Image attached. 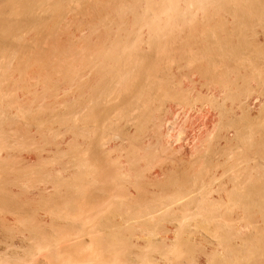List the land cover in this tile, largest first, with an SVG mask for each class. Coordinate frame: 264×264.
I'll list each match as a JSON object with an SVG mask.
<instances>
[{"label": "bare ground", "instance_id": "6f19581e", "mask_svg": "<svg viewBox=\"0 0 264 264\" xmlns=\"http://www.w3.org/2000/svg\"><path fill=\"white\" fill-rule=\"evenodd\" d=\"M67 1H76L78 3L79 1L85 0ZM67 1L0 0V40L11 36L15 37L16 44L20 41L17 46L19 48L23 39L20 35L24 33L22 30L20 34L19 30L21 27L24 29L26 25L23 20L26 19L27 21L28 18L32 19L30 21H33L32 24L39 30L37 28L35 29L44 32L41 27L46 25L47 22L45 21L46 23H44L42 19H38L37 15H41L40 17H42L43 15L39 14L41 12H43V14L44 12H47V14L50 12V15L55 13L56 16L54 14L53 16L56 17L57 20L58 17L60 18L62 16L61 13H66L63 12L65 11L64 9L67 11L69 8H67ZM100 1H97L96 8L94 6L96 12H93L96 13V16L91 20L92 25H89L90 29L92 28L91 32L98 34V37H96L98 38V43L93 46L88 38L85 37L86 39L84 40L83 36L80 35L82 37L80 42L84 40L83 42L86 49L83 54H76L78 56L76 63L67 61L64 65L58 64L57 66L48 61L51 59V57L49 58L50 55L47 57L49 58L48 60H46V58L43 60V58L41 62L50 69L47 71L51 73L52 71L53 73L55 72V74L51 75L56 78L58 77L56 73L61 70L62 80L67 84V87L65 86L66 99L64 98L65 100L61 101L62 104L64 103V108L66 109L62 111L64 109L62 107L61 110L59 109V112L58 110L57 112H53L52 109V112H48V114L46 111L34 113L28 107L35 101L39 102V100H41L39 99L40 96H37L39 100L35 101L33 99H37V97L33 96L32 104L30 105L29 103L30 106L28 105L24 108L25 115L24 112L19 109L21 107L18 108L24 117L27 115V120H34L39 124V127L45 131H51L54 124H59L61 126L63 125L66 130H69L72 134L71 136H73V133H76L75 135H77V133L82 135L80 138H84V142L89 146L87 150L91 148L92 153L90 152L91 150L89 151L90 153L84 151V154H87L88 157L87 155L82 156L83 152H81L82 150L80 147L75 145L74 149L72 144L69 150L71 158L67 156V159H71L69 162L73 170H71L72 172L69 170V175L66 173L68 176L66 174L57 175L55 174L57 172L55 170V173L53 170L46 171L44 167L42 168L41 166H38V168L36 166L35 172V168L31 167L32 163L34 164L33 161L30 168L29 166L26 167L27 164L26 166L24 165L25 167H23V165H21V168L17 167L18 165L16 166L15 163L13 164V159L11 158H9L10 160L8 162V156L4 152V149H6L5 147H7L6 140L8 138L6 139V137H9V132H7L6 129L10 126L13 127L15 120L14 117L11 116L12 113L9 112L10 110L8 111L5 109L9 106V101H5L8 103V106L6 105L4 107V100L8 99L3 96L6 95L10 87L6 92H4L5 90L3 89L7 87L5 83L10 81L6 80L9 78L11 79L9 72L13 64L10 59L17 50L15 48L16 51L14 50L11 53H4L3 55L1 53V59H3L0 60V77H5V86L2 83L4 88L1 89L2 87H0V264H5L8 261H5L8 255L5 254L6 250L3 246L5 243V241L3 243L4 234L8 227H6L4 219V214H6L5 209H7V207L14 208L15 206L16 210L25 204L30 205L29 202L37 201V197H39L38 202H43L45 205V200H48L47 204L50 202L53 203L50 199H46L44 194L43 196L41 195L42 191L38 193L41 196L37 194L36 199H24L27 202H17L14 200L16 194L7 192L5 181L7 183L8 181L6 179L14 175L13 173L17 174L14 175L16 178L17 176L19 178L21 176H29L33 172L37 173V177L41 175L43 178H47V175L44 174H49V180L51 177L54 186L58 190H63L67 193L66 197H59L62 200L56 199L55 197V200L52 198L55 206H57L59 200L60 202L63 201L62 204H58L59 206H64V203H67L66 205L69 206V204H72L71 202L74 204L77 200H75V198H79L81 193L84 194L85 192L87 195L89 194L90 198L94 191V193H96L92 194L94 199L88 201V205L94 206L97 204L98 207H90L92 213L97 211L95 212L96 215L99 208L102 210L111 208L113 214L116 215L114 212H119L121 215V219L119 220L115 216H112L113 218L107 216L94 219H98L99 221H95V224L100 223L101 226L105 225L108 227V230H111L109 228L111 225L118 231L122 229L124 224L132 229V226L134 227L133 221L137 220V226H139V222L140 224L141 222L144 224L143 226L141 225L142 227L145 225H149L150 227L152 225V228H150L155 230H152L154 231L153 233L150 231V228L147 229V226L144 228L146 229L144 232L146 233L149 230L153 235L157 233L156 230H159L156 228L160 227L159 224H154V222L156 223L165 218V221H167L166 219H170L185 224L187 219H190L187 220L188 223L192 218L194 221V216H196V218L199 217L197 221L202 222H200V226L206 223L203 224V229L205 225H208V222L212 223V221L213 224L216 223L219 226L216 227L220 228V230H218V232L216 230L214 234H216L215 237L224 247L223 250L225 255H221L222 250L218 253L214 250L213 255L211 253L212 256H210V258H213L214 264H253L255 261L259 264H264V232L261 233V237H247L248 234L246 233L247 238H241L240 242L238 241L239 243L242 241L241 244H238V242L232 243L230 238L232 234H234L232 232V225L234 222L230 223L232 219L238 222V219L243 220V217H245L248 221L249 219L250 221H254L255 219L253 220V216L257 214L260 218L256 217L264 221V45L262 46L260 42H256L252 39L253 37L251 38L254 22H261L264 24V0ZM102 3L105 5H102ZM47 14H45V16ZM13 18L16 19V21L13 20ZM20 18L23 20H20ZM50 18L52 19V16ZM62 18L60 22L48 21V23L50 22V24L52 23L54 25L51 24V29L47 28L48 31L46 33L49 31H51L49 33L55 32L56 25L61 23ZM11 19L14 24L11 23ZM17 19L20 21H17ZM23 23L25 25H23ZM46 26H49V24ZM46 26H44V30ZM22 37L25 38V35ZM70 38L72 39V34ZM25 39L27 41V38ZM25 39L22 43H24ZM72 41L77 42L76 39H72ZM72 41L70 42L71 45ZM37 42H39V40ZM65 44L61 45L63 46ZM75 44H73V47ZM11 45L13 47V44ZM61 45L59 43L60 47ZM71 45L69 48L72 49ZM23 47L24 46L21 48ZM50 50L52 51V49ZM56 50L59 52L58 48ZM68 50L70 49L67 48L66 51ZM66 51H63V54ZM18 52L19 51H17L15 56H19ZM55 54L61 56V53H56V51ZM67 54H69V52H67ZM15 56L14 58H16ZM24 59L25 58H21L22 61ZM27 60L26 58V61ZM22 61H19L20 63L17 69L20 75L24 73L25 67L29 65L25 60ZM12 75L15 76L14 74ZM2 78L0 82H3ZM14 78L12 77L13 80ZM43 78L44 79L41 80L45 81V85L48 80L49 82L51 81L50 75H45ZM38 79L39 78H37L35 82L38 81ZM13 80H11V82H14ZM20 80L23 81L22 79ZM54 82H50V87H48L49 85L47 86V89L50 88L52 91H50L51 93L55 91L54 88L56 86L54 87ZM8 85L10 86V82ZM19 86L21 87V85H18V87ZM51 99L52 98H50V101ZM14 105L13 107H17V104ZM34 107H36L35 109L37 110L40 109L39 107L37 108V104ZM56 109L57 108H55V110ZM19 124L20 123H18V125ZM182 124H184L183 129L186 128L183 131L181 130L182 126L180 128ZM185 124L187 127H185ZM25 131H27V129H25ZM18 132H20V130ZM10 133L12 135L13 132L11 131ZM106 133L107 135L108 133L115 135V142L111 143V145L106 144L105 138L109 136V139L112 135L106 136ZM16 134H14V136ZM82 146L84 147L85 145ZM82 146L81 148L83 149ZM76 147H79L78 149L82 155H77L78 152L76 153ZM89 154L93 155V158L90 155L91 160L86 159L89 158ZM161 156H163V158L166 156L171 158L175 157V159L172 162L167 158L169 162L161 163L159 160ZM82 157L83 159H81ZM11 163L15 167H12ZM68 169L69 168H67V170ZM11 173L12 175H10ZM220 177L227 178H224L227 181L221 178L226 182V185L223 182V188H220V186L218 190L216 188V191L219 193L214 191V189V193L217 194L214 195L211 189L213 187L211 186L215 185L217 179L220 180ZM222 180H220V182ZM89 186L91 189L93 188L92 192H90L91 189ZM85 187H88L89 191L86 190L84 192ZM219 190H221V193ZM86 194L84 195L86 196ZM89 198L87 199L89 200ZM92 200L95 202L94 205L89 204L93 202ZM102 204H108V206L110 205L114 209L105 205L103 206ZM49 206L52 207L53 205L51 206L49 204ZM56 208L57 207H55V210L58 209ZM220 208L225 211L222 209L219 210ZM235 208H239V211L242 210L243 212L241 211V214L244 216L241 217V215H239L240 212L238 217L236 216L237 219L234 218V215V217L231 216L229 211ZM49 209L51 210V208ZM101 209L100 212L102 211ZM113 210L115 211L113 212ZM227 210L229 211L226 212ZM54 212L55 211L52 213ZM224 212L227 213V217H231L229 218L230 220H228ZM56 213L61 214L57 215ZM56 213L55 215L61 217L62 212L58 210ZM165 215H167L168 218H166L167 216L165 217ZM256 217L254 216V218ZM105 218H108V220H105ZM111 218L112 220H110ZM109 220L112 222L118 221L109 223ZM165 221L159 223L164 226V223H166ZM187 222L185 225L188 224ZM152 223L155 225L154 228ZM173 225L168 229L171 228L170 230H174L173 227L175 225ZM208 226H210V224ZM31 227H33V225ZM78 227L80 228V226ZM78 227L75 230V232H77L76 235H72L73 238L76 237L75 239H78L77 243L83 242V237L86 238L85 234L87 236L90 235L89 231L93 229V227H90V230L86 228V230H89L86 231L84 229L85 227L81 229ZM130 228H128V232L131 231ZM184 228L185 227H183V229ZM221 228L223 230H221ZM40 229L35 228L32 232H36V234H38L37 236H41L42 230ZM205 229L209 230L210 228L208 227ZM77 230L82 231V233ZM108 230H104L107 232L105 233L107 234L105 237H113L116 232H114V230ZM162 230L163 228H160V231ZM183 231L186 232V230ZM113 232L114 234H111ZM160 233L162 234L163 231ZM168 233L171 232H167L165 236L164 234L161 235L160 239H162V236H164V238L167 237ZM173 233L174 231H172V234ZM53 234L55 233L53 232ZM151 234L148 236V240L151 241V238H153V245L154 242L156 244V240H158L156 239L157 237L155 238L158 234L153 235L154 237H152ZM174 234L176 235V233ZM241 234L239 233V235ZM45 236L43 235L42 237ZM77 236L81 238H77ZM170 236L173 237L174 235ZM242 237L244 238V236ZM50 238L51 237H48L47 239L49 240ZM69 239L72 240V238ZM187 239L188 238L185 239L184 237L181 239V242L187 244L190 240ZM75 241L76 240L73 242ZM159 241L161 242L162 240ZM155 244L154 246L157 245ZM50 245L49 248L41 247L44 249L47 248V252H50V250L54 248V245H52L53 247ZM68 245L75 248V245ZM88 245L91 246L90 243ZM78 246H76L74 250L75 253L76 251L77 253L80 252L78 251ZM154 246L153 249L156 248ZM56 247L53 250L54 252L51 250L54 254L57 253L55 250H58ZM8 248L10 249V247ZM32 249L26 252L27 255L35 254L30 252ZM72 249L73 248H71V251ZM66 251H68V249ZM13 252L15 253V251ZM51 252L49 253L50 256L53 255ZM58 252L60 251L58 250ZM59 254H61V252ZM13 255L16 258L14 256L13 258L10 254L12 260L14 259L13 262L11 261L12 264H23L26 259L28 260L30 258L26 255V258H24L25 256H23V254H20L22 256L21 258H19L17 254ZM32 258L28 260L29 263L32 261L36 262L35 259L31 260ZM10 260L11 258L9 261ZM35 262L32 263L35 264ZM140 262L142 263L143 261L141 260Z\"/></svg>", "mask_w": 264, "mask_h": 264}, {"label": "rangeland", "instance_id": "374dc122", "mask_svg": "<svg viewBox=\"0 0 264 264\" xmlns=\"http://www.w3.org/2000/svg\"><path fill=\"white\" fill-rule=\"evenodd\" d=\"M62 2L64 1V0H61ZM67 1V0H66ZM97 1L98 0H85V1H79L78 3L75 1V2H71V1H67L66 2V4H67V11H66V9H64L65 11H63V12H66L65 14H62L61 13V15L63 16V18H62V16L59 18L58 17V19L56 20V17H54L53 16V14L56 16V14L55 13H52L51 15L48 13L47 14V12H44V14H43V12H41V13H39V14H42L43 16L42 17H40V16H38L37 15V17H38V19H42V21L44 22V23H46V25L47 24H49V26H46V25H43V27H41V26H38V27H41L43 30L42 31H44V32H41V30L40 31H37V27L36 26H34L32 23H33V21L31 22L30 20H32V19H29L28 17V19H27V21H26V19L25 20H23V19H21L20 18V20H23L24 22H25V24L23 23V25H25L24 26V29H26V30H24L23 29V27H21V29L19 30V32H20V34L22 33L21 31L23 30V32L24 33H22V35H20L21 36V38H23L22 39V42H23V40L25 39V38H27V41H26V39H25V41H24V43H20L19 45V48L17 47L18 46V43L20 42V41H18V43L16 44L15 42V37H7L8 39H9V41H8V39L6 38H4V39H2V40H0L1 42V44H0V60H2L1 59V53H2V55L4 54V53H11L12 51H14L15 50V48H16V50L17 51H19L18 53H19V56L17 57V56H15V54H17V51L15 52V54L13 55V57H11V59H10V61L12 60V64H13V66H11V70H10V72H9V74L11 75V79L9 78V79H7L6 81H9L10 82V86L8 85L9 84V82H6L5 83V85L7 84V87H5V88H7V89H5L4 88V82H5V77L4 78H2V77H0V79L2 78V81L3 82H0L1 83V85H0V87H2L1 89H3V90H5L4 92H6L8 89H9V87H10V89L8 90V92H6V95H4L3 97H7L6 99H8V100H4V102L5 101H9L8 103H10L9 104V106L7 105L8 103L7 102H5L4 103V107L7 105L8 107H6L5 109H7L10 113H12L11 114V116L12 117H14V120H15V124L13 123V127H7V132H9L8 133V136L9 137H6V139L8 140H6V145H7V147H5L6 149H4L5 151V153L7 154V156H8V162H9V158H11V159H13L12 160V162H13V164L15 163V165L17 166V167H22L21 165H23V167H25L26 166V164H27V166L26 167H28L29 166V168H30V166H31V163H32V161L34 162V164L32 163V168L34 167L35 169H34V171L36 170V166H37V168H38V166H41L42 168L44 167V169L47 171V170H53V172L55 173V171H57L55 174H57V175H63V174H68L69 173V170L71 171V170H73V167H72V165H71V163L69 162V161H71V153L69 154V150H70V148L72 147V144H73V148L75 149V145L76 146H79L80 147V149L82 150L81 152H83V155H82V153L80 152V150L76 147V153H77V155L78 154H81L82 156H86L85 154H84V151H86V152H89L90 150H91V148H90V150H87V149H89V146L86 144V142H84L85 140H84V138L83 139H81L80 138V136H82V135H80L79 133H77V135H75L76 133H73V136H71L72 134L69 132V130H66V128L64 129L61 125H59V124H54L53 125V129L50 131H45V130H43L41 127H39V124H37L34 120H27L28 118L25 116L24 117V115H25V107L26 106H28L29 105V103H30V105L32 104V101L34 100H39V99H41V100H39V102L38 101H35V102H33V104L30 106V107H28V108H30L34 113H37V112H43V111H46L47 112V114H48V112H52V109H53V112H57V110H58V112H59V109L61 110L62 109V107L64 108L65 106H64V103L62 104V102L61 101H63V100H65L66 99V87H67V84L62 80V73H61V70H59L57 73H56V76H58L57 78L55 77V76H53V75H51V74H55V72L53 73V71H52V73L50 72V71H47V70H50L49 68H47V66H45V65H43V63H41L42 62V59L43 60H45V58H46V60H48L50 57H51V59L50 60H48V61H50L51 63H53L54 65H57L58 66V64H65V62H67V61H70V62H73V63H76L77 62V59H78V54L79 55H81V54H83L84 53V51H85V49H86V46L84 45V40L86 39V38H88L89 39V41L92 43V45L93 46H95L97 43H98V38H96V37H98V34L96 35L95 33H92L91 31H92V28L90 29V27H89V25H92V23H91V20H93V18L96 16V13H94V12H96L95 11V9H94V6H95V8H96V4H97ZM100 1V0H99ZM104 1H107V0H104ZM69 2V3H68ZM101 2V1H100ZM99 3V2H98ZM65 4V3H64ZM65 4V5H66ZM69 4H70V6H69ZM102 5H105V4H103L102 3ZM94 11V12H93ZM45 14H47L46 16H45ZM48 15H49V17H48ZM52 16V19L50 18ZM65 16V17H64ZM91 17V18H90ZM26 18V17H25ZM48 18V19H47ZM55 18V19H54ZM62 18V20H61V23H62V26H61V23H58L59 24V26H58V24L56 25V31L55 32H52V33H49V32H51V31H49L48 33H46L48 30H47V28L49 29L51 26V24H50V22L52 21V22H54V21H59L60 22V19ZM44 19V20H43ZM50 19V20H49ZM54 19V20H53ZM64 19V20H63ZM12 20V19H11ZM13 20H15L16 21V19H14L13 18ZM13 20H12V22L11 23H13L14 24V22H13ZM20 20H18L17 19V21H20ZM41 21V22H42ZM46 21V22H45ZM48 21H50L49 23H48ZM63 21V22H62ZM28 22V23H27ZM42 22V23H43ZM89 23H91V24H89ZM257 22H254V24H253V32H252V36H251V38L252 39H254L256 42L258 41V42H260L261 44H262V46L264 45V24H262L261 22H258L257 24H256ZM260 23V24H259ZM13 24H12V26H13ZM27 25H28V27H27ZM41 25V24H40ZM52 25H54V24H52ZM22 26V25H21ZM44 26H46V31L44 30ZM61 26V27H60ZM27 27V28H26ZM61 29H60V28ZM92 27V26H91ZM35 28H37V29H35ZM51 29V28H50ZM53 29V30H54ZM59 31H58V30ZM88 29V30H87ZM39 30V29H38ZM91 33H90V32ZM18 32V33H19ZM25 32H26V34H25ZM57 32V33H56ZM101 32V31H100ZM99 32V33H100ZM255 32V33H254ZM55 33V34H54ZM52 36H51V35ZM71 34H72V39L73 40H77V42L75 41V42H73L72 41V39L70 38L71 37ZM88 34V35H87ZM91 34V35H90ZM94 34V35H93ZM25 35V38L24 37H22V36H24ZM47 35V36H46ZM54 35H56V36H54ZM80 35H82L83 36V38H84V40L82 41V42H80V39H82V37L80 36ZM90 35V36H89ZM96 35V36H95ZM255 35V36H254ZM46 36V37H45ZM80 38H79V37ZM40 37V38H39ZM86 37V38H85ZM92 37V38H91ZM95 38H96V40H95ZM13 39H14V42H13ZM79 39V40H78ZM250 39V38H249ZM5 40V41H4ZM39 40V42H37ZM43 40V41H42ZM49 40V41H48ZM53 41V42H51V41ZM67 40V41H66ZM11 41V42H10ZM72 41V45H71V42ZM6 42V43H5ZM13 42V43H12ZM60 43V45L61 44H67V42H68V44L66 45H61V47L59 46V43ZM35 43V44H34ZM48 43V44H47ZM75 43H77V44H75ZM80 43V44H79ZM3 44V45H2ZM8 44V45H7ZM11 44H13V47H14V49H13V47H12V45ZM28 45V46H26V45ZM37 44V45H36ZM72 46V49L71 48H69L70 47V45ZM73 44H75L74 45V47H73ZM53 45H54V47H53ZM69 45V46H68ZM76 45H77V47H76ZM7 46V47H6ZM16 46V47H15ZM22 46H24L23 48H21ZM39 46H41V47H39ZM51 46V47H50ZM68 46V47H67ZM85 46V47H84ZM55 47H56V49L58 48V50H59V52L55 49ZM3 48H5V49H3ZM7 48H8V51H7ZM9 48H10V50H9ZM37 48V49H36ZM65 48V49H64ZM67 48L68 49H70V50H68V51H66L67 50ZM83 48V49H82ZM19 49V50H18ZM20 49H23V50H20ZM29 49V50H28ZM50 49H52V51L50 50ZM62 49V50H61ZM6 50V51H5ZM39 50V51H38ZM53 50H54V54H53ZM79 50V51H78ZM2 51V52H1ZM4 51V52H3ZM51 51V52H50ZM55 51H56V53H61V56L60 55H58V54H55ZM61 51V52H60ZM63 51H66L64 54H63ZM71 51V52H70ZM35 52V53H34ZM49 54H48V53ZM67 52H69V54H67ZM28 53V54H27ZM63 54V55H62ZM77 54V55H76ZM50 55V56H49ZM65 55V56H64ZM14 56L16 57V58H18V59H16V58H14ZM30 56V57H29ZM33 57V60H32V57ZM49 56V58H47ZM60 57V58H59ZM64 57V58H63ZM21 58L23 59V58H25L24 60H25V62H28V64L29 65H27L26 67H27V69H26V67H25V70L23 71V72H21V73H23V74H21L20 75V73H18V71H17V69H18V66H19V61H22L21 60ZM26 58L29 60H27L26 61ZM31 58V59H30ZM62 58V59H61ZM67 58V59H66ZM16 59V60H15ZM23 60V61H24ZM35 60V61H34ZM66 60V61H65ZM22 61V62H23ZM32 63V64H31ZM33 65V66H32ZM43 66H45V67H43ZM44 68H46V69H44ZM14 69V70H13ZM16 70V71H15ZM13 72V73H12ZM15 72V73H14ZM12 74H14L15 76H13ZM37 74H38V76H37ZM45 75H47V76H51V81L50 82H54V93H51L52 91L50 90V88L49 89H47L48 87H50V82H49V80L46 82V85H45V81H43V80H41V79H44L43 77ZM27 76V77H26ZM29 76V77H28ZM31 76V77H30ZM12 77L14 78V77H16V78H14V80L12 79ZM39 78L38 79V81H36L35 82V80H37V78ZM42 77V78H41ZM53 77V78H52ZM60 78V79H59ZM4 79V80H3ZM20 79H22L23 81H21ZM28 81H27V80ZM11 80H13L14 82H11ZM17 80V81H16ZM18 80H20V81H18ZM34 80V81H33ZM40 80V81H39ZM1 81V80H0ZM32 81H33V83H32ZM43 81V83L41 84V82ZM22 82V83H21ZM57 82H59V83H57ZM2 83H3V85H2ZM15 83V84H14ZM28 83H30V84H28ZM32 83V84H31ZM23 84V85H22ZM38 84V85H37ZM55 84H57V85H55ZM15 85V86H14ZM18 85H21V87L19 86L18 87ZM32 85V86H31ZM49 85V86H48ZM58 85H60V86H58ZM40 86V87H39ZM44 86V87H43ZM48 86V87H47ZM66 86V87H65ZM22 87H26L25 88V90H24V88H22ZM31 89H30V88ZM45 88H46V90H45ZM35 89V90H34ZM2 90V91H3ZM13 90V91H12ZM30 91V92H28V91ZM44 90V91H43ZM48 90H49V92H48ZM32 91H33V94H32ZM43 91V92H42ZM46 91V92H45ZM51 91V92H50ZM4 92H3V94H4ZM10 92V93H9ZM59 92V93H58ZM8 93V94H7ZM26 93V94H25ZM30 95H29V94ZM49 93V94H48ZM40 94V95H39ZM17 95V96H16ZM23 95V96H22ZM58 95V96H57ZM62 96V97H60V96ZM66 95V96H65ZM37 97V96H40L39 97V99H38V97H37V99L36 98H34V97ZM52 96V97H51ZM54 96V97H53ZM55 96H57V97H55ZM64 96V97H63ZM21 97H24V98H21ZM46 97V98H45ZM4 98V99H5ZM34 98V99H33ZM50 98H52L51 99V101H50ZM65 98V99H64ZM22 99V100H21ZM33 99V100H32ZM43 99V100H42ZM45 99V100H44ZM59 99V100H58ZM26 101V102H25ZM31 101V102H30ZM40 101H41V103H40ZM51 103H50V102ZM55 101V102H54ZM28 103V104H27ZM35 103V104H34ZM47 103V104H46ZM17 104V107L15 106V105ZM26 104V105H25ZM37 104V108L39 107L40 109H35L36 107H34L35 105ZM40 104H41V106H40ZM50 104H52V105H50ZM13 105L15 106V107H13ZM19 105V106H18ZM22 105V106H21ZM48 105V106H47ZM56 105V106H55ZM61 107H59V106ZM45 106H46V109H45ZM53 106H55V107H53ZM58 106V107H57ZM19 107H21V108H19ZM50 107H52V108H50ZM12 108V109H11ZM22 111V112H24V115L22 114V113H20L21 111L19 110V109ZM44 108V109H43ZM48 108V109H47ZM55 108H57L56 110H55ZM14 109V110H13ZM51 109V110H50ZM66 108H64L62 111H64ZM12 110V111H11ZM42 110V111H41ZM49 110V111H48ZM55 110V111H54ZM19 111V112H18ZM61 111V112H62ZM14 112V113H13ZM9 113V114H10ZM49 114H51V113H49ZM19 117V118H18ZM16 118V119H15ZM22 118V119H21ZM25 118V119H24ZM27 118V119H26ZM47 118V117H46ZM20 119V120H19ZM24 120H25V123H24ZM46 120V119H45ZM28 121V122H27ZM34 122V123H33ZM46 122V121H45ZM18 123H20L19 125H18ZM36 123V124H35ZM24 124V125H23ZM12 125V124H11ZM16 127H15V126ZM23 125V126H22ZM56 125V126H55ZM181 126H182V131L183 130H185L186 128L185 127H187L186 126V124H185V129H183V126H184V124H182V125H180V128H181ZM19 127V128H18ZM26 127V128H25ZM38 127H39V129H38ZM55 127V128H54ZM10 128V129H9ZM14 129V130H12V129ZM23 129V130H22ZM25 129H27V131H25ZM9 130V131H8ZM16 130H20V132H18V131H16ZM60 130V131H59ZM65 130V131H64ZM13 132L14 134H16L15 136H14V134L12 133V135H11V133L10 132ZM53 131V132H52ZM16 132V133H15ZM29 132V133H28ZM45 132V133H44ZM20 133H22V134H20ZM24 133V134H23ZM26 133V134H25ZM58 133V134H57ZM69 133V134H68ZM111 133V132H110ZM114 133V132H113ZM43 134V135H42ZM79 134V135H78ZM108 135H112L109 139H108ZM108 135H107V133H106V136H108V137H106L105 138V140H106V144L107 145H111V143H113V142H115V135L114 134H109L108 133ZM113 135H114V137H113ZM10 136H11V138H10ZM14 136V137H13ZM19 138H18V137ZM76 136V137H75ZM28 139H27V138ZM48 137V138H47ZM79 137V138H78ZM26 138V139H25ZM75 138V139H74ZM20 139V140H19ZM23 139V140H22ZM47 139V140H46ZM74 139V140H73ZM114 139V140H113ZM83 140V141H82ZM78 141V142H77ZM16 142V143H15ZM58 142V143H57ZM73 142V143H72ZM55 143V144H54ZM63 143V144H62ZM69 143H70V145H69ZM75 143V144H74ZM79 143V144H78ZM84 143V144H83ZM17 144V145H16ZM80 144H82V145H85L84 147L82 146V145H80ZM16 145V146H15ZM21 145V146H20ZM66 145V146H65ZM11 146V147H10ZM57 146V147H56ZM81 146L83 147V149L81 148ZM69 148V149H68ZM86 148V149H85ZM9 149V150H8ZM66 149H68V150H66ZM85 149V150H84ZM6 150H8V151H6ZM11 150V151H10ZM60 151H61V154H60ZM65 151V152H64ZM68 151V152H67ZM75 151V150H74ZM8 152V153H7ZM58 152V153H57ZM85 152V153H86ZM91 153H92V150L90 151ZM89 152V153H90ZM49 153V154H48ZM52 153V154H51ZM42 154V155H41ZM41 155V156H40ZM70 155V156H69ZM81 155H79V156H81ZM91 154H89V158H86V159H90L91 160V156H92V158H93V155H91ZM50 156V157H49ZM66 156V157H65ZM70 157L69 159H67L68 157ZM78 156V157H79ZM53 157V158H52ZM87 157H88V155H87ZM39 158V159H38ZM80 158V157H79ZM167 158H169L172 162H173V160L175 159V157L173 158H171V157H164L163 158V156H161L160 158H159V160H160V162L161 163H166L169 159H167ZM19 159V160H18ZM37 159V160H36ZM81 159H83V157L81 158ZM40 160H41V162H40ZM165 160V161H164ZM28 161V162H27ZM52 161V162H51ZM65 161V162H64ZM169 162V161H168ZM66 163V164H65ZM13 164L11 163V165H12V167H15V166H13ZM30 164V165H29ZM44 164V165H43ZM47 164V165H46ZM25 165V166H24ZM67 166V167H66ZM110 166H112V165H110ZM16 167V168H17ZM66 167V168H65ZM47 168V169H46ZM67 168H69L68 170H67ZM15 169V168H14ZM38 170V169H37ZM55 170V171H54ZM66 171V172H65ZM36 172V171H35ZM35 172H33V173H31V175H29V176H21V177H19L18 178V176H17V178H16V176H14V175H17V174H15V173H13L14 175H12V173L10 174V175H12V176H10V177H8V175H7V177L9 178H7L6 180L8 181L7 183H6V181H5V184H6V190H7V192L8 193H11V194H16L15 195V198H14V200L15 201H17V202H20V201H25L24 199H28V198H35L36 199V197H37V194L38 193H41V191H42V193H41V195L43 196V194H44V197L46 196V199L48 198V199H50L53 203H48L47 204V202H48V200H45L46 201V205H45V203L43 204V202L41 203V202H38L39 200H38V198L39 197H37V201L35 200V201H33V202H29L30 203V205L29 204H25V205H23V206H21V208L19 207L18 209H16L15 210V206H14V208L12 207V208H8L7 207V209H5V213L6 214H4V219H5V223H6V233L4 234V240H3V243H4V241H5V243L3 244V246H4V249L6 250L5 252V254H7L8 255V257H7V259H5V261H7L6 263H8V264H10L11 263V261L13 262V260H12V257L14 256L13 254H17V256L19 257V258H21L22 256L20 255V254H23V256H27V257H30V258H32V257H34V258H32L31 260H36V262L35 261H32V262H35V264L36 263H38V264H138V263H140V264H214L215 262H214V260H213V258H210V256H212L213 255V253H214V250H215V252L216 253H218V252H220L221 250L223 251H221V255H225V252H224V247L219 243V241H218V239L215 237V235L216 234H214V233H216L215 231L217 230V232H218V230H220V228H218L219 226L216 224H213V221H212V223H209L208 222V225L210 224V226H208L210 229L209 230H206L205 228H208L206 225H205V227H204V229H203V227L202 226H204L203 224H206V223H203L202 224V226H200V224L202 223L201 221H197V219H199V217L198 218H196V216H194V221H193V218H192V220L188 223L187 222V220H190V219H187L186 220V222L189 224H187V225H185L186 224V222H185V224L183 223H180L179 221H176V220H170V219H166L167 221H165V218L164 219H161L160 221H158V222H154V224H159L160 225V227H157L156 229H159V230H156V232L157 233H154L153 235H156V234H158V235H156L155 236V238L156 239H158V240H156L155 238V240L157 241V242H160L159 240H162L163 241V243H162V241L160 242V243H157L156 242V244H155V242H154V244L156 245V246H154V244L152 245V240H153V238H151L152 240L151 241H149L148 240V236H150V232H149V230L145 233L144 231H146V229H144V228H146V226L148 227L147 229H149L150 227L152 228V225L149 227V225H145L144 227H142L144 224H142V222H141V224H140V222H139V226H137V223H138V221L137 220H134L133 221V223H134V227L132 226V225H130V223H128L130 226H132V229L130 228V227H127L125 224L123 225V227L124 226H126V227H122V229H120V230H118V231H116V229L115 228H113L111 225V227L109 226V228L113 231L114 230V232H116L115 234H114V232L113 233H111V234H114L113 235V237H108L109 239L111 238H113L112 240L110 239H108L107 237H105L107 234H105V233H107V232H105V231H107L108 229V227H106L105 225V227L102 225L101 226V224L99 225V224H95V221H98V219L97 220H94V219H96L97 217L99 218H103V217H112V216H115V217H117V219L119 220V219H121V215L119 214V212L117 213V212H114L115 210H113V212L114 213H116V215L115 214H113L112 213V210H111V208H109V209H101V208H99V211H98V213L95 215V212H97V211H95V212H93L92 213V209L91 208H93L94 206H95V208L96 207H98V205L97 204H95V202H94V200H92L93 202L92 203H89L90 205L91 204H95L94 206H89L88 205V201H91V199H94L93 197H92V194H96V193H94V191H93V188L91 189V187H90V189H91V191L90 192H92L93 191V193L91 194V197L89 198V194L87 195L86 194V190H88V187H85V189H84V194H86V196L84 195V194H82L81 193V195L79 196V198L77 197V198H75V203L73 204V202H71L72 204H69V206H67L66 204L67 203H64L65 205H66V207H65V205L64 206H59L58 204H62V202L63 201H61L60 202V200H62L61 198H63V197H66L67 195V193L65 192V191H63V190H58L55 186H54V183L52 182V180H51V177H50V180H49V177H48V175L49 174H44V175H47V178L46 177H41V175L39 176V177H37V173H35ZM50 172V171H49ZM59 172V173H58ZM63 172V173H62ZM72 172V171H71ZM51 173H52V171H51ZM33 174V175H32ZM66 174V175H67ZM39 175V174H38ZM43 175V176H44ZM69 175V174H68ZM67 175V176H68ZM11 177H13V178H11ZM15 177V178H14ZM221 178H226V177H220V180H222ZM14 179V180H13ZM227 179V178H226ZM226 179H224L225 181H227ZM16 180V181H15ZM220 180L219 179H217V182L215 183V185H213V186H211V187H213V188H211L212 189V191L214 190V191H216V188H217V190L219 189V186H220V188H223L224 187V184L226 185V182H224V180H222L221 182H220ZM224 182V184H222ZM214 184V183H213ZM218 184H221V185H218ZM8 187V188H7ZM226 187V186H225ZM21 189H23V190H21ZM56 190V191H55ZM28 191V192H27ZM55 191V192H54ZM63 191V192H62ZM89 191V190H88ZM88 191H87V193H88ZM214 191H213V194L214 195H217V194H215L214 193ZM220 191V193H221V190H219ZM22 192V193H21ZM24 192V193H23ZM60 192V193H59ZM216 192H218V191H216ZM27 193V194H26ZM219 193V192H218ZM19 194V195H18ZM26 194V195H25ZM40 194H38V196H39ZM40 195V196H41ZM56 195H58V196H56ZM60 195V196H59ZM65 195V196H64ZM84 195V196H83ZM26 196V197H25ZM50 196V197H49ZM83 196V197H82ZM97 196V195H96ZM20 197V198H19ZM56 198V199H60L59 200V202L57 203V206H55L54 205V201H53V199L52 198ZM59 197H61V198H59ZM55 198H54V200H55ZM87 198H89V200L87 199ZM96 198V197H95ZM65 199V198H64ZM74 201V200H73ZM25 202H27V201H25ZM34 202H35V204H34ZM38 202V203H37ZM33 203V204H32ZM49 204L52 206V207H50L49 206ZM28 205V206H27ZM70 205H71V208H70ZM75 205V206H74ZM103 205V204H102ZM105 206H108V204H104ZM103 205V206H104ZM11 206V205H10ZM9 206V207H10ZM13 206V205H12ZM27 206V207H26ZM30 206V207H29ZM99 206H101V205H99ZM23 207V208H22ZM25 207V208H24ZM55 207H57L56 209L57 210H55ZM69 209H68V208ZM91 207V208H90ZM102 207V206H101ZM108 207H112V206H108ZM37 208V209H36ZM49 208H51V210H52V212L53 211H55L54 213H52L51 212V210L49 209ZM53 208V209H52ZM10 209V210H9ZM12 209H14V210H12ZM24 209V210H23ZM26 209V210H25ZM91 209V210H90ZM98 209V208H97ZM97 209H95V210H97ZM100 209L102 210L101 212H100ZM112 209H114L113 207H112ZM222 208H220L219 210H221ZM239 208H235V209H233V210H231V211H229V210H227L226 212H228L229 211V213L231 214V216H233L234 218H236L237 219V217H238V214H239V212H240V214L239 215H241V217H243L244 215H242L241 213L243 212L242 210H238ZM36 210V211H35ZM58 210L60 211V212H62V215H61V217L60 216H57V215H60L61 213H56V212H58ZM110 210H111V212H110ZM222 210H224V209H222ZM17 211V212H16ZM27 211V212H26ZM94 211V210H93ZM225 211V210H224ZM242 211V212H241ZM9 212H10V215H9ZM16 212V213H15ZM221 212V211H220ZM226 212H224L225 213V216H226ZM20 213V214H19ZM32 213V214H31ZM55 213L57 214V215H55ZM112 213V214H111ZM178 213V212H177ZM180 213V212H179ZM228 213V214H229ZM233 213V214H232ZM17 214V215H16ZM37 214V215H36ZM229 214V215H230ZM237 214V215H236ZM244 214V213H243ZM34 215V216H33ZM104 215V216H103ZM118 215V216H117ZM228 215V216H229ZM10 216V217H9ZM17 216H19V217H17ZM32 216V217H31ZM57 216V217H56ZM66 216V217H65ZM102 216V217H101ZM160 216V215H159ZM162 216V215H161ZM167 215H165V217H166ZM199 216V215H198ZM237 216V217H236ZM255 217L257 216V217H259V215H254ZM254 216H253V220L254 221H250V219H249V221L251 222H249L248 221V219L247 218H245V217H243V220H241V219H238L237 221L238 222H236V220L234 219H232V221H230V223H232V222H234L233 223V233L234 234H232V236L230 237L231 238V241H232V243H237L238 241L240 242V240H241V238L242 239H245V238H247V237H249V236H251V237H257V236H262V234L261 233H263L264 232V221L262 220V219H259V218H254ZM36 217V218H35ZM64 217V218H63ZM119 217V218H118ZM164 217V216H163ZM227 217V216H226ZM241 217H239V218H241ZM27 218V219H26ZM56 218V219H55ZM71 220H69V219ZM99 218V219H100ZM113 218V217H112ZM112 218L110 219V220H112ZM166 218H168V216L166 217ZM228 218V220H230L229 218H231L230 216L229 217H227ZM245 218V219H244ZM30 219V220H29ZM57 219H58V221H57ZM115 219V218H114ZM113 219V220H114ZM257 219V220H256ZM24 220V221H23ZM34 220V221H33ZM68 220V221H67ZM105 220H108V218L106 219L105 218ZM109 220V223L111 222V223H113V222H117L118 220H116V221H110ZM27 221V222H26ZM70 221V222H69ZM135 221H137V222H135ZM161 221H165L166 223H164V226H162L159 222H161ZM171 221H173V222H171ZM193 221V222H192ZM215 221V220H214ZM19 222V223H18ZM29 222V223H28ZM72 222H74V223H72ZM99 222V221H98ZM162 222V223H163ZM167 222H168V224H167ZM176 222V223H175ZM201 222V223H200ZM220 222H222V221H220ZM28 223V224H27ZM34 223V224H33ZM97 223V222H96ZM136 223V224H135ZM173 223H174V225H173ZM196 223V224H195ZM30 224V225H29ZM41 224V225H40ZM58 224V225H57ZM153 224V223H152ZM153 224V225H154ZM236 224V225H235ZM27 225H29V226H27ZM33 225V227H31ZM94 225V226H93ZM96 225H99V226H96ZM142 225V226H141ZM174 226L173 228H174V230H170V229H168L170 226ZM185 225V226H184ZM192 225V226H191ZM254 225V226H253ZM256 225V226H255ZM78 226H80V228L78 227ZM137 226V227H136ZM162 226V227H161ZM200 226V227H199ZM216 226H218V227H216ZM252 226V227H251ZM16 227V228H15ZM42 227V228H41ZM44 227V228H43ZM76 227V228H75ZM77 227L79 228V229H81V228H84L85 230H86V228H89V230H90V227L92 228L93 227V229L92 230H88L89 232H90V235H86L85 234V236H86V238L85 237H83L82 235H84V234H82V235H80L81 237H83V239L82 240H84L83 242H78L77 243V241H78V239H75L76 237H74L73 238V236L72 235H76V233L77 232H75V230L77 229ZM155 227V225L153 226V228ZM183 227H185L184 229H183ZM214 227H216V228H214ZM250 227H251V229H250ZM256 227V228H255ZM32 228V229H31ZM35 228H41L40 230H47V231H43L45 234H46V236H45V234L41 231V236L39 235V236H37L38 234H36V232L34 233V232H32V231H34L35 230ZM128 228H130L131 229V231H129L128 232ZM150 228V231L153 233L155 230L154 229H151ZM160 228L162 229L163 228V233L161 234L160 232H162V231H160ZM164 228H165V230H164ZM188 228V229H187ZM192 228V229H191ZM200 228V229H199ZM214 228V229H213ZM11 229V230H10ZM34 229V230H33ZM168 229V230H167ZM186 230V232H184L183 230ZM212 229H213V231H212ZM51 230H52V232H51ZM58 230V231H57ZM72 230V231H71ZM84 230V231H85ZM86 230V231H87ZM105 230V231H104ZM111 230H108V231H111ZM125 230V231H124ZM152 230H154V231H152ZM166 230H167V232H171V233H168V235H167V237H165L164 238V236H165V234L167 233L166 232ZM221 230H223L222 228H221ZM236 230V231H235ZM253 230V231H252ZM56 231V232H55ZM74 231V232H73ZM77 231H79V230H77ZM83 231V232H84ZM172 231H174V233H176V235L173 233L172 234ZM183 233H185V234H183ZM204 231V232H203ZM260 231V232H259ZM53 232L55 233V234H53ZM79 232H81L82 233V231H79ZM79 232H78V234H79ZM88 232V233H89ZM149 232V233H148ZM181 232V233H180ZM191 232V233H190ZM231 232V233H232ZM51 233V234H50ZM56 233H57V235H56ZM73 233V234H72ZM87 233V232H86ZM160 233V234H159ZM239 233L241 234V235H239ZM245 233V234H244ZM248 234V236H247V234ZM251 233H252V235H251ZM255 233V234H254ZM257 233V234H256ZM16 234V235H15ZM34 234V235H33ZM48 234V235H47ZM50 234V235H49ZM116 234H117V236H116ZM148 234V235H147ZM164 234V236H162V239H160L161 237V235H163ZM187 234V235H186ZM209 234V235H208ZM264 234V233H263ZM8 235H9V237H8ZM13 237H12V236ZM45 236V237H42V236ZM67 235V236H66ZM93 235V236H92ZM108 235H109V232H108ZM152 234H151V236L152 237H154ZM170 235H174L173 237H171ZM184 235H186V236H184ZM201 235V236H200ZM256 235V236H255ZM11 236V237H10ZM34 236V237H33ZM54 236V237H53ZM68 236H70V237H68ZM110 236V235H109ZM112 236V235H111ZM158 236H159V238H158ZM185 237V239L186 238H188V239H190L189 240V243L187 242V244L185 243V242H181V239H183L184 237ZM188 236V237H187ZM242 236H244V238L242 237ZM247 236V237H246ZM260 236V237H261ZM48 237H51L49 240L47 239ZM81 237H79V236H77V238H81ZM173 238V239H170V238ZM182 237V238H181ZM17 238V239H16ZM44 238V239H43ZM69 238H72V240L71 239H69ZM89 238H90V240H89ZM94 240H93V239ZM105 238V239H104ZM22 239V240H21ZM187 239V240H188ZM8 240V241H7ZM45 240V241H44ZM68 240V241H67ZM74 240H76L75 242H73ZM154 240V241H155ZM21 241V242H20ZM36 241V242H35ZM52 241V242H51ZM70 241V242H69ZM92 241V242H91ZM173 241H174V243H173ZM235 241V242H234ZM7 242H8V244H7ZM33 242V243H32ZM35 242V243H34ZM85 242V243H84ZM111 242V243H110ZM150 242H151V244H150ZM238 242V244H241L242 243V241H241V243H239ZM14 243V244H13ZM24 243V244H23ZM40 243V244H39ZM49 243V244H48ZM55 243H58V244H55ZM66 243V244H65ZM74 243V244H73ZM76 243V244H75ZM81 243V244H80ZM91 244V246L90 245H88V244ZM93 243V244H92ZM96 243V244H95ZM165 243V244H164ZM203 243V244H202ZM7 244V245H6ZM46 244V245H45ZM51 244V245H50ZM68 244H72V245H75V248H76V246H78L79 244V250L78 249H76V250H78V251H80L79 253H77V251H76V253H75V248L74 247H72V246H69ZM78 244V245H77ZM150 244V245H149ZM185 244V245H184ZM190 244H192L193 246H194V248H193V246L192 245H190ZM214 244V245H213ZM32 245V246H31ZM34 245V246H33ZM45 245V246H44ZM49 245L51 246V247H53L52 245H54V248H53V250L55 249V247H56V249H58L60 252H61V254H59L60 252H58V250H55V251H57V253H53V252H51V250H50V252H51V254H53V255H51L50 256V252H47L48 251V249L47 248H49ZM65 245V246H64ZM67 245V246H66ZM86 245H87V247H86ZM94 245V246H93ZM114 245V246H113ZM161 245V246H160ZM187 245V246H186ZM199 245V246H198ZM204 245V246H203ZM15 246V247H14ZM39 246V247H38ZM47 247L46 249H44V248H42V247ZM62 246H63V248H62ZM151 246H152V248H151ZM153 246L154 247H156V248H154L153 249ZM158 246V247H157ZM183 246V247H182ZM189 246H190V248H189ZM192 246V247H191ZM8 247H10V249L8 248ZM12 247V248H11ZM37 247V248H36ZM50 247V248H51ZM70 247V248H69ZM89 247H91V248H89ZM112 247V248H111ZM20 248V249H19ZM33 248V249H32ZM36 248V249H35ZM71 248H73L72 249V251H71ZM95 248V249H94ZM99 248V249H98ZM162 248H164V249H162ZM182 248V249H181ZM8 249V250H7ZM23 249V250H22ZM26 249H28V250H26ZM32 249V251H30V252H32V253H35V254H29V255H27V251H29V250H31ZM38 249H39V251H38ZM68 249V251H66ZM156 249V250H155ZM160 249V250H159ZM18 250V251H17ZM35 250V251H34ZM46 250V251H45ZM65 250V251H64ZM101 250H104V251H101ZM155 250V251H154ZM164 250H167V251H164ZM189 250V251H188ZM193 250V251H192ZM9 251V252H8ZM13 251H15V253L13 252ZM25 252V254H24V252ZM45 251V252H44ZM64 251V252H63ZM73 251H74V253H73ZM86 251V252H85ZM101 251V252H100ZM160 251V252H159ZM211 251V252H210ZM12 252H13V254H12ZM17 252H19V253H17ZM38 252V253H37ZM40 252V253H39ZM47 252V253H46ZM67 252V253H66ZM70 252V253H69ZM72 253V254H71ZM162 253V254H161ZM166 253V254H165ZM168 253V254H167ZM211 253H212V255H211ZM10 254H11V256L12 257H10ZM20 256H19V255ZM32 255H34V256H32ZM90 255V256H89ZM199 255H201V256H199ZM204 255V256H203ZM26 256L24 257V258H26ZM89 256V257H88ZM123 256H125V257H123ZM145 256V257H144ZM173 256V257H172ZM11 258V260L9 261V259ZM15 257V256H14ZM13 257V258H14ZM38 257H39V259H38ZM200 257V258H199ZM16 258V257H15ZM29 258V259H30ZM28 259V260H29ZM37 259H38V261H37ZM90 259V260H89ZM206 261H205V260ZM25 260V259H24ZM28 260L26 259L25 260V262H23V264L25 263V264H33L32 262H28ZM143 261L142 263L140 262V261ZM209 262H208V261ZM27 261V262H26ZM49 261V262H48ZM51 261V262H50ZM203 261V262H202ZM212 261V262H211ZM41 262V263H40ZM110 262V263H109ZM5 263V264H6ZM257 263V261H255V263H253V264H256ZM260 263H261V261H260ZM12 264V263H11ZM257 264H259V263H257Z\"/></svg>", "mask_w": 264, "mask_h": 264}]
</instances>
